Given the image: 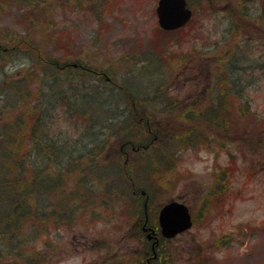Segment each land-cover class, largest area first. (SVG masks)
Returning <instances> with one entry per match:
<instances>
[{
	"label": "rangeland",
	"instance_id": "374dc122",
	"mask_svg": "<svg viewBox=\"0 0 264 264\" xmlns=\"http://www.w3.org/2000/svg\"><path fill=\"white\" fill-rule=\"evenodd\" d=\"M157 2L0 0V43L24 46L9 54L12 64L3 57L1 84L25 75L26 69H40L37 55L27 50L30 44L42 58L105 72L128 85L131 94L157 80L164 87L156 98L163 94L167 99V107L155 105L153 89L143 94L151 97L150 110L156 114L144 119L151 123L150 139L158 136L149 149L135 151L125 167L113 156L121 143L115 137L100 157L82 159L81 167L73 163L72 172L64 175L67 187L57 195L78 194L66 212L56 213L68 218L51 221L48 228L26 223L20 253L0 246V264H31L35 253L45 256L47 264L97 258H104V264H138L144 249L135 226L141 201L132 199L131 179L148 193L153 210L169 200L191 210L193 227L162 249L165 264H264V76L255 70L264 51V18H258L264 0H190L192 20L170 33L159 28ZM236 55L245 67L244 80L237 81L240 91L226 80ZM225 86L230 90L227 116L213 110ZM159 107L166 113L158 114ZM115 112L121 113L120 103ZM225 117L226 128L221 126ZM121 122L123 117L118 128ZM110 164L124 165L122 179L107 169ZM90 194L93 203L83 208L84 200L77 199ZM78 210L83 213L73 221ZM81 237L89 243L82 244Z\"/></svg>",
	"mask_w": 264,
	"mask_h": 264
},
{
	"label": "trees",
	"instance_id": "16d2710c",
	"mask_svg": "<svg viewBox=\"0 0 264 264\" xmlns=\"http://www.w3.org/2000/svg\"><path fill=\"white\" fill-rule=\"evenodd\" d=\"M262 10L264 12V3ZM27 50L37 55L38 63L44 62L40 63L41 71L26 69L25 75L7 83H0V246H9V249L19 253L22 226L31 222L32 226L41 223L44 228H48L47 225L58 218L56 213L67 211L71 201L78 196H57L63 194L61 191L67 187L64 175L72 172V164L81 167L82 159H90L92 155L100 157L101 152L110 150L111 147L106 142L111 138L117 137L121 142L136 145L146 144L148 123L143 121L140 124L139 121L150 115L138 106L137 112L122 115L124 112L121 111L117 114L115 109L118 100L115 102L113 97L115 87L105 82H95L88 67L70 68L65 74L69 79H61L63 76H60L58 69L42 58L38 50L30 44ZM240 59L241 57L236 55L231 60L233 69L231 68V72H227L226 76L229 88L233 84L238 91L240 90L237 81H243L245 78V67L239 62ZM255 65V70H259L264 76V61ZM229 92L227 86L220 91L217 106L213 109H220L218 113H224L225 116L228 114L226 102ZM126 93L128 97H135L128 91ZM129 102L132 104L133 100L130 98ZM10 113L12 115L9 117ZM6 116L9 118L6 119ZM121 117L123 123L121 122L122 125L118 128V119ZM225 118L221 123L222 127L227 124V117ZM81 140L82 147L79 145ZM71 143L74 145L71 146ZM122 167L123 165L110 164L107 169L119 172V178L122 179L125 173ZM97 168L104 169L102 165ZM58 176L59 180L50 185ZM128 182L134 200L138 196L134 193L138 192V185L132 179ZM84 185L80 184V187L83 188ZM51 188L53 189L50 193ZM89 196L91 194L77 199L84 200L83 208L93 203V198ZM140 201L143 205L142 198ZM52 206L54 211L51 212ZM137 211L141 213L140 209ZM81 213L83 211L78 210L73 221L80 217ZM67 218L68 216L58 218L57 221ZM27 250L28 248H24L25 255ZM28 256L26 260L29 261ZM30 262L44 264L46 258L35 253Z\"/></svg>",
	"mask_w": 264,
	"mask_h": 264
},
{
	"label": "water",
	"instance_id": "95a60500",
	"mask_svg": "<svg viewBox=\"0 0 264 264\" xmlns=\"http://www.w3.org/2000/svg\"><path fill=\"white\" fill-rule=\"evenodd\" d=\"M157 14L160 26L172 30L184 26L190 20L192 11L187 7L186 0H159ZM159 221L162 234L168 238L192 226L188 207L176 201L162 208Z\"/></svg>",
	"mask_w": 264,
	"mask_h": 264
},
{
	"label": "flooded vegetation",
	"instance_id": "af4514ba",
	"mask_svg": "<svg viewBox=\"0 0 264 264\" xmlns=\"http://www.w3.org/2000/svg\"><path fill=\"white\" fill-rule=\"evenodd\" d=\"M0 50H5V48H3V46L0 44ZM14 50V49H13ZM12 50V51H13ZM4 51V52H5ZM71 64L67 63L62 66H60L62 68V70H67L68 68H70ZM67 78V77H66ZM143 213L142 215H139V218L137 219L135 226H137V232H136V236L137 239L140 240V243L144 246L143 251L140 254L139 260H137L138 264H165L166 258H164L160 253L163 249V247L168 244L170 242V240H165L163 238H160V242L158 243V245H156L155 247V254H156V258H152L153 257V243L151 241H148L147 239V232L149 231H145L146 229H151L153 230V232L158 234L159 232V223L158 220H153L150 219V210L146 209V207H143ZM83 238V237H81ZM82 244H88L89 241L87 240V238H83ZM97 251L100 250L99 247H94ZM107 255H105L106 257ZM107 258V257H106ZM104 258H102L100 260V258H97L95 260H93L92 262H88L87 260L84 262V264H104Z\"/></svg>",
	"mask_w": 264,
	"mask_h": 264
}]
</instances>
